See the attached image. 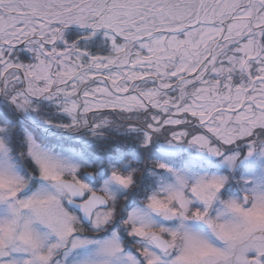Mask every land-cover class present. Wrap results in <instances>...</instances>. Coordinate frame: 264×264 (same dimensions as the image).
I'll use <instances>...</instances> for the list:
<instances>
[{
	"label": "snow or ice",
	"instance_id": "6c2138e0",
	"mask_svg": "<svg viewBox=\"0 0 264 264\" xmlns=\"http://www.w3.org/2000/svg\"><path fill=\"white\" fill-rule=\"evenodd\" d=\"M0 264H264V0H0Z\"/></svg>",
	"mask_w": 264,
	"mask_h": 264
}]
</instances>
